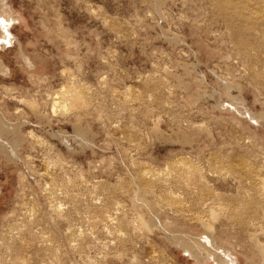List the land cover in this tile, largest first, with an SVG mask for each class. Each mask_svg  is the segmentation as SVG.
Returning a JSON list of instances; mask_svg holds the SVG:
<instances>
[{"label": "rangeland", "instance_id": "1", "mask_svg": "<svg viewBox=\"0 0 264 264\" xmlns=\"http://www.w3.org/2000/svg\"><path fill=\"white\" fill-rule=\"evenodd\" d=\"M231 2L245 14L244 22L228 19L236 18ZM8 5L22 19L12 27L19 42L0 51L11 72L0 74V89L6 88L0 90V109L7 112L0 134L8 142L14 135L25 141L16 155L0 145V264H216L194 260L182 245V239L197 241L205 234L230 251L221 250L219 263L227 258L257 264L256 249H264V120L262 128L250 126L225 103L237 99L239 110L264 118V0H8ZM19 43L28 55L47 61L51 79L30 78ZM71 76L80 84L82 107L49 113L50 96L71 83ZM31 95L38 104L43 97L51 100L40 105L53 116L37 118L19 103L20 96L32 101ZM15 107L25 113L20 116ZM31 130L44 144L30 140ZM180 159L197 173L187 176ZM247 171L255 172L251 179ZM51 203L62 210L53 211ZM105 207L117 219L106 229L99 222L104 218L96 219ZM176 238L182 239L175 243Z\"/></svg>", "mask_w": 264, "mask_h": 264}, {"label": "bare ground", "instance_id": "2", "mask_svg": "<svg viewBox=\"0 0 264 264\" xmlns=\"http://www.w3.org/2000/svg\"><path fill=\"white\" fill-rule=\"evenodd\" d=\"M181 1V0H180ZM2 2V1H1ZM149 2V1H148ZM183 2V1H182ZM186 5V4H185ZM1 6H2V8H1V13H0V51L2 50L3 51V49H5V48H8L9 46H11L12 44L14 45V43L15 42H19L18 40H17V38L15 37V35H13V33H12V30H13V25H15L16 23H18V22H20V20L22 19L21 18V16H19L18 14H15L13 11H12V8L8 5V0H3V2H2V4H1ZM230 7V13H231V15H234L235 14V16H236V18L234 17V16H231L230 18L228 17V19L232 22L233 21V19H235V20H237V19H239L241 22H244L245 20H244V15H243V13H242V11L240 10L239 11V9H241V8H237L236 6H235V4H234V2H231L230 3V5H229ZM163 7V6H162ZM161 7V8H162ZM164 8V7H163ZM150 11V10H149ZM162 12H164V13H166L165 11H162ZM149 13V12H148ZM168 13V12H167ZM166 13V14H167ZM240 13L242 14V17H240ZM152 14V13H151ZM147 15H149V14H147ZM170 16V15H169ZM165 17V16H164ZM246 17V16H245ZM155 18V17H154ZM170 18V17H169ZM188 20V19H187ZM172 21V20H171ZM184 21V20H183ZM159 22V21H158ZM190 22V21H189ZM229 22V21H228ZM230 22V23H231ZM173 23V22H172ZM193 23V22H192ZM229 23V24H230ZM246 23V22H245ZM189 24V23H188ZM59 27H61V26H59ZM151 27V26H150ZM191 27V26H190ZM193 27V26H192ZM194 27H195V24H194ZM61 29V28H60ZM58 30V29H57ZM178 31H179V29H178ZM177 31V32H178ZM56 32H58V31H56ZM63 32L65 33V31L63 30ZM167 32V31H166ZM59 33V32H58ZM66 34V33H65ZM164 34V33H163ZM203 35H204V33H202ZM64 35V34H63ZM166 35V34H165ZM66 36H68V35H66ZM60 37H61V35H60ZM169 37V36H168ZM64 38H67V37H63V39ZM59 39V38H58ZM69 39H71V37L69 38ZM123 39V38H122ZM60 40H62V39H60ZM155 40V39H154ZM158 40V39H157ZM64 41L66 42V40L64 39ZM64 42V43H65ZM173 42V41H172ZM19 45H20V50H19V55H20V57H21V59H22V61H23V67H25L26 68V70H27V72H28V74L30 75V78L31 79H37V80H39L40 82H47V80H49V78L51 77V76H49L48 74H47V61L45 60V59H43V58H40L39 56H33V55H28V53L25 51V49L22 47L21 48V44L19 43ZM181 45V44H180ZM77 46H78V44H77ZM75 47H76V45H75ZM75 49V48H74ZM78 51H79V49H78ZM165 51V50H164ZM178 54V53H177ZM72 56H70L69 58H71ZM173 61V60H172ZM202 64V63H201ZM193 65V64H192ZM196 65V64H195ZM217 65V64H216ZM80 68H81V66H80ZM218 68H219V66H218ZM227 69V68H226ZM25 70V69H24ZM168 70V69H167ZM63 71V70H62ZM225 71V70H224ZM223 71V72H224ZM227 71V70H226ZM234 71V70H233ZM232 71V72H233ZM66 72V71H65ZM64 71H63V73H65ZM80 72V71H79ZM81 72H82V70H81ZM221 72V71H220ZM62 73V72H61ZM70 73V72H69ZM0 74H2V76H4V77H7L8 75H11V72H10V70L8 69V67L3 63V61H2V59H1V57H0ZM235 74H236V72H235ZM64 75V74H63ZM229 75V74H228ZM66 76H67V74H66ZM73 76V75H72ZM71 76V77H72ZM118 76V75H117ZM172 76V75H171ZM177 76V75H176ZM230 76V75H229ZM67 78H70L69 76L67 77ZM84 78V77H83ZM104 78V77H103ZM174 78V77H173ZM51 79V78H50ZM76 78L74 77V79H73V77L71 78V83L69 82V84H66V86H64L65 84H63V86L61 85V87H60V89L57 91H55L54 93H53V95L52 96H50V98L53 100V102H51V104L49 103V105H51V107H50V112L49 113H53L54 115L56 114V116H57V114H58V112H60V113H62V115H63V113H69V110H70V112H71V110H72V112H75V108L74 107H76V106H78L77 104L79 103L80 105H82L83 103H81V95L83 94H81V91H79L78 89V85H80V84H78L77 83V80H75ZM118 79V78H117ZM116 79V80H117ZM151 79V78H150ZM179 79H181V78H179ZM233 79V78H232ZM33 80V81H34ZM37 80H35V81H37ZM99 80H100V78H99ZM115 80V79H114ZM148 80V79H147ZM152 80V79H151ZM163 80V79H162ZM200 80V79H199ZM198 80V81H199ZM242 80V79H241ZM34 81V82H35ZM38 81V82H39ZM70 81V80H69ZM139 81V80H138ZM145 81V80H144ZM164 81V80H163ZM178 81V80H177ZM31 82V81H30ZM79 82V81H78ZM151 82H153V81H151ZM157 82V81H156ZM180 82V81H179ZM196 82V81H195ZM227 82V81H226ZM229 82V81H228ZM67 83H68V81H67ZM162 83V82H161ZM231 83H233V82H231ZM47 84V83H46ZM83 84V83H82ZM153 84V83H152ZM163 84H164V82H163ZM183 84V83H182ZM187 84V83H186ZM43 85V84H42ZM67 85H69V86H67ZM101 85V84H100ZM99 85V86H100ZM154 85V84H153ZM155 85H156V83H155ZM232 85V84H231ZM239 85V84H238ZM3 86V85H2ZM37 86V85H36ZM102 86V85H101ZM147 86V85H146ZM145 86V87H146ZM161 86V85H160ZM227 86V85H226ZM234 86V85H233ZM44 87H46L45 85H44ZM50 87V86H49ZM85 87V86H84ZM152 87V86H151ZM157 87H158V85H157ZM164 87V86H163ZM182 87V86H181ZM186 87V86H185ZM239 87H240V85H239ZM242 87V86H241ZM2 88H4V89H6L4 86L2 87ZM1 88V89H2ZM38 88V87H37ZM48 88V87H47ZM105 88V87H104ZM103 88V89H104ZM147 88H148V86H147ZM154 88V87H153ZM190 88V87H189ZM0 89V90H1ZM12 90H10L9 89V93L11 94V92L13 93V88H11ZM50 89V88H49ZM115 89V88H114ZM144 89V88H143ZM158 89H160V88H158ZM158 89H157V91H158ZM171 89V88H170ZM176 89V88H175ZM184 89V88H183ZM227 89V88H226ZM240 89V88H239ZM55 90V89H54ZM82 90V89H81ZM127 90H128V88H127ZM126 90V91H127ZM155 91H156V88L154 89ZM163 90V89H162ZM167 90V89H166ZM229 90V89H228ZM241 90V89H240ZM27 91V90H26ZM29 91V90H28ZM47 91V90H46ZM224 91V90H223ZM6 93H7V91H5ZM16 92V91H15ZM51 92V91H50ZM52 92H53V90H52ZM84 92V91H83ZM108 92V91H107ZM113 92H116V91H113ZM200 92V91H199ZM9 93H8V95H9ZM24 93V92H23ZM47 93V92H46ZM146 93V92H145ZM150 93H152V92H150ZM45 94V93H44ZM49 94V93H48ZM81 94V95H80ZM108 94V93H107ZM128 94V93H127ZM148 94V93H147ZM157 94V93H156ZM206 94V93H205ZM228 94V93H227ZM47 95V94H46ZM94 95H96V94H94ZM98 95V94H97ZM22 96V95H21ZM21 96H20V101H19V103H21L22 105L23 104H25V105H27V107L29 108V109H31V111H33L34 112V114L37 116V118H40V119H42L41 118V116L43 117V118H45L44 120H46V115H51V114H49L48 113V111L46 110V112L48 113V114H46L45 115V113H44V110H43V107H42V105H40V103H42V101L45 99V97H43L42 99H41V102L38 104L34 99L35 98H33L32 97V95H31V97L33 98V100L31 101V98L29 99V100H21ZM25 96V95H24ZM49 95H47L46 97H48ZM153 96V95H152ZM151 96V97H152ZM209 96V95H208ZM11 97H13V96H11ZM19 97V96H18ZM88 97V96H87ZM100 97V96H99ZM113 97V96H112ZM3 98V97H2ZM10 98V97H9ZM17 98V97H16ZM15 97H14V99H16ZM23 98V97H22ZM25 98V97H24ZM29 98V97H28ZM40 98H41V96H40ZM49 98V97H48ZM90 98V97H89ZM102 98H103V96H102ZM153 98V97H152ZM208 98V97H207ZM232 98V97H231ZM5 99V98H4ZM14 99H13V101H14ZM25 99H27V95H26V98ZM83 99H86V97L84 98V96L82 97V100ZM236 99V98H235ZM234 99V100H235ZM8 100V99H7ZM11 101H12V99H10ZM17 100V99H16ZM46 100H48V101H46ZM46 100H44V101H46V102H50L49 101V99H46ZM88 100H90V99H88ZM154 100V99H153ZM152 100V101H153ZM203 100V99H202ZM232 100V99H231ZM237 100V99H236ZM235 100V101H236ZM101 101V100H100ZM106 101V100H105ZM119 101H121V100H119ZM123 101V100H122ZM121 101V102H122ZM228 101V100H227ZM235 101H234V103H231L230 102V104H226L225 103V105H226V107H228V106H231L230 107V109H231V111L234 113V114H238L239 116H241V117H243V118H245V117H247L250 121V126H252L251 125V123L252 124H255L256 126H262V121L264 120V118L261 116V114H260V116H258V115H255V114H252L250 111H248L247 109L244 111V110H242L241 109V107H240V110H239V108H237L236 106H237V104H235ZM238 101V100H237ZM260 101V100H259ZM15 102V101H14ZM18 102V101H17ZM89 102V101H88ZM161 102V101H160ZM197 102V101H196ZM221 102V101H220ZM90 103V102H89ZM102 103V102H101ZM120 103V102H119ZM149 103V102H148ZM229 103V102H228ZM241 103V102H240ZM48 104V103H47ZM86 104H87V102L84 104L85 105V107H87L86 106ZM220 104V103H219ZM218 104V105H219ZM8 105H9V103L7 102H3L2 103V107H3V109H5V110H7L6 109V107L8 108ZM24 105V106H25ZM48 105V106H49ZM78 106V107H82V106ZM162 105V104H161ZM221 105H222V103H221ZM43 106H44V103H43ZM135 106V105H134ZM223 107L221 108V109H223V108H225V106L224 105H222ZM47 107V106H46ZM84 106H83V108H85ZM95 107V106H94ZM148 107V106H147ZM146 107V108H147ZM243 107V106H242ZM1 108V107H0ZM27 108V109H28ZM72 108V109H71ZM73 108H74V111H73ZM99 108V107H98ZM16 107L14 108V111L17 113L18 112V109L20 110V108H18V109H16ZM77 109V108H76ZM10 110V109H9ZM100 110H101V108H100ZM218 110H219V108H218ZM15 112H14V114H12V115H15ZM21 112V110L18 112L19 114H20V116L23 114V110H22V114L20 113ZM29 112H30V110H29ZM101 112V111H100ZM122 112V111H121ZM134 112H135V110H134ZM222 112H224V111H222ZM6 111L4 112L3 110H1L0 109V118H4V116L6 115ZM10 113V112H9ZM8 113V114H9ZM25 113V112H24ZM67 113V114H68ZM18 114V115H19ZM53 114L51 115V116H53ZM67 114H64V116H67ZM70 114V113H69ZM17 115V114H16ZM16 116V117H19V116ZM32 115V114H31ZM34 115V116H35ZM88 115V114H87ZM233 115V114H232ZM263 115V114H262ZM23 116H25V117H27L26 116V114L25 115H23ZM33 116V117H34ZM24 117V118H25ZM50 117V116H49ZM36 118V120L38 121V119ZM100 118H101V116H100ZM236 118V117H235ZM27 119V118H26ZM50 119V118H49ZM49 119H48V121H49ZM248 119H247V121H248ZM102 120V119H101ZM237 120H239V118L237 119ZM41 121V120H40ZM43 121V120H42ZM41 121V122H42ZM95 121H97V120H95ZM2 122V121H1ZM19 122V121H18ZM20 122H23V120L22 121H20ZM159 122V121H158ZM239 122V121H238ZM3 124H6V122L4 121L3 122ZM19 124V123H18ZM22 124H30L29 123V121H24V123H22ZM22 124H21V126H22ZM239 124H242V123H239ZM8 125V124H7ZM40 125V124H39ZM236 125V124H235ZM6 126V125H5ZM15 126V125H14ZM198 126V125H197ZM22 127H24V126H22ZM79 127V126H78ZM84 127V126H83ZM81 128V127H80ZM249 128V127H248ZM253 129H255L254 127H252ZM262 128V127H261ZM11 129V131H12V135L13 134H16V129H14V128H10ZM18 129V128H17ZM20 130V129H19ZM78 130H80V129H78ZM81 130H82V128H81ZM80 130V131H81ZM247 130V129H246ZM250 130V129H249ZM3 131V130H2ZM10 131V132H11ZM84 131V130H83ZM83 131H81V132H83ZM199 131V130H198ZM205 131V130H204ZM208 131V130H207ZM20 132V131H19ZM18 132V133H19ZM29 133L28 134H26V135H28V137L30 138V140L31 139H33L34 141H38V139L37 138H39V142H43V144H44V140L43 141H41V139H40V137L39 136H37L35 133H34V131L33 130H31V131H28ZM203 133V132H202ZM4 134V133H3ZM66 134V133H65ZM68 134V133H67ZM76 134V133H75ZM78 134H80L79 132H78ZM10 135V134H9ZM21 135V134H20ZM81 135H82V133H81ZM84 135V134H83ZM210 136H211V134H209ZM255 135V134H254ZM256 135H258V134H256ZM4 136V135H3ZM18 136V135H17ZM168 136V135H167ZM207 136V135H206ZM7 137H9V136H7ZM7 137H6V139H7ZM27 137V136H26ZM80 137V136H79ZM78 137V138H79ZM196 137V136H195ZM23 138V137H22ZM189 138V137H188ZM260 138V137H259ZM24 139V138H23ZM26 139V138H25ZM37 139V140H36ZM27 140V139H26ZM29 140V139H28ZM250 140H252V139H250ZM25 140H20V139H18V138H16V135H14L13 136V138L11 139L10 138V142H8V141H6V140H4L3 139V137H2V135L0 134V145H1V147H3L2 149L4 150V151H8V152H10L12 155H16V152L18 151V146H20L23 142H24ZM46 141V140H45ZM163 141V140H162ZM30 142V141H29ZM47 142V141H46ZM131 142V141H130ZM190 141H188V143H189ZM254 142V141H253ZM32 143V142H31ZM131 143H133V142H131ZM261 143V142H260ZM33 144V143H32ZM36 144V143H35ZM38 144V143H37ZM42 144V143H41ZM5 145H8L9 147H8V149L6 148H4V146ZM40 145V144H39ZM50 145V144H49ZM204 149H206V148H204ZM202 150V149H201ZM260 151V150H259ZM264 152V151H263ZM258 154V153H257ZM261 154V153H260ZM1 155V154H0ZM5 155H6V153H5ZM262 156H263V154H262ZM7 157H8V155H7ZM30 158H31V156H29ZM29 157H26V158H29ZM263 158V157H262ZM25 159V158H24ZM182 159H184V160H186L187 158H182ZM182 159H180V162L178 161V163H182L181 162V160ZM263 160H264V158H263ZM15 162H16V160H14ZM25 161V160H24ZM27 161V160H26ZM24 162V163H26V166L28 165V161H30V159L27 161V162ZM183 161V160H182ZM186 161H188V160H186ZM32 162V161H31ZM261 162V161H260ZM177 163V164H178ZM186 163V162H185ZM185 163H182V164H185ZM31 164V163H30ZM29 164V165H30ZM133 164V163H132ZM187 164V163H186ZM251 164V163H250ZM180 165V164H179ZM179 165H177V167L176 168H178V167H180ZM261 166V170L262 169H264V165H263V163L262 164H260ZM186 168H187V170H188V166H189V164H187V165H184ZM182 167L181 166V169L182 168H185V167ZM252 166V165H251ZM254 166V165H253ZM263 166V167H262ZM29 168H30V166H28ZM28 167H27V169H28ZM255 167V166H254ZM33 167H31V169H32ZM247 168V167H246ZM251 168V167H250ZM189 169H191V172H195V174L197 173L196 172V170H194V168H193V170H192V168H191V166L189 167ZM33 170V169H32ZM183 170V169H182ZM186 169H185V172L187 171ZM250 170V169H249ZM251 170H252V168H251ZM253 170H254V168H253ZM255 170H257V169H255ZM261 170H257V171H259V172H261ZM29 171V170H28ZM184 171V170H183ZM190 170H188L186 173H187V176H189V173H190V176H191V172H189ZM257 171H256V173H257ZM18 172V171H17ZM22 173H23V171H21ZM34 172V171H33ZM189 172V173H188ZM194 172H193V174H194ZM251 173V171H247V174L248 173ZM20 173V172H19ZM24 173H25V171H24ZM24 173L23 174H21L22 175V177H24ZM30 173H32L31 171H30ZM253 173H255L254 171H253ZM253 173H251L250 175H249V179H251L250 178V176L253 174ZM63 174H65V173H63ZM145 174V173H144ZM180 174H182V173H180ZM185 173H183V175H184ZM192 174V176H195V175H193ZM260 174V173H259ZM259 174L257 173V174H254V178L255 177H257V176H255V175H258V177H259ZM20 175V176H21ZM27 175V174H26ZM25 175V176H26ZM262 175L264 176V170H263V172H262ZM28 176V175H27ZM66 176V175H65ZM143 176V175H142ZM199 176V175H198ZM263 176H261V179L260 178H258V179H260V181L262 180V179H264V177ZM67 177V176H66ZM143 177H145L144 179L146 180L147 178H146V176L144 175ZM142 177V178H143ZM179 177H181V176H179ZM252 177V176H251ZM26 178V177H25ZM24 178V179H25ZM29 178V177H28ZM28 178H26V179H28ZM69 178H71V177H69ZM79 178H81V177H79ZM184 178V177H183ZM188 177H186V179H187ZM189 178H191V177H189ZM193 178V177H192ZM246 178V177H245ZM19 179V178H18ZM180 179V178H179ZM182 179V178H181ZM247 179V178H246ZM249 179H247V182H248V180ZM23 179H21V186H22V182H25L24 180L22 181ZM70 180V179H69ZM81 181H82V179H80ZM188 180V179H187ZM186 180V181H187ZM142 181H144V180H142ZM181 181V180H180ZM245 181V180H244ZM253 181H255V180H253ZM20 182V181H19ZM188 182V181H187ZM198 182V181H197ZM250 182H251V180H250ZM263 184L262 185H264V180L263 181H261ZM85 183V182H84ZM87 183V182H86ZM189 183V182H188ZM24 184V183H23ZM184 184V183H183ZM241 184V183H240ZM244 184H245V182H244ZM247 184V183H246ZM255 184V183H254ZM80 185V184H79ZM188 185V184H187ZM249 185H250V183H249ZM252 185V184H251ZM261 185V186H262ZM20 186V187H21ZM182 186V185H181ZM189 187H190V185H188ZM242 186V185H241ZM188 187V188H189ZM243 187V186H242ZM245 187H248V186H245ZM251 186H249L248 188H250ZM264 187V186H263ZM75 188V187H74ZM184 188V187H183ZM244 188V187H243ZM71 189H73V188H71ZM85 189V188H84ZM185 189V188H184ZM256 189V188H255ZM263 189V188H262ZM261 189V190H262ZM82 190V189H81ZM141 190V189H140ZM146 190V189H145ZM189 191L191 190V189H188ZM264 190V189H263ZM91 191V190H90ZM248 191V190H247ZM72 192V191H71ZM86 192V191H85ZM95 192V191H94ZM185 192V191H184ZM248 192H250V190L248 191ZM264 192V191H263ZM193 193V192H192ZM256 193V192H255ZM67 194H69V193H67ZM194 194V193H193ZM263 194V193H262ZM53 195V194H52ZM94 195V194H93ZM191 195V194H190ZM196 195V194H195ZM198 195V194H197ZM256 195V194H255ZM261 195V194H260ZM91 196V195H90ZM96 196V195H95ZM102 196V195H101ZM257 196H259V194L257 195ZM261 196H264V195H261ZM54 197L55 196H53V197H51V199H54ZM100 197V196H99ZM175 197H177V196H175ZM191 197V196H190ZM72 198H74V197H72ZM101 198V197H100ZM103 198V197H102ZM113 199H115V198H113ZM193 199V198H192ZM55 200V199H54ZM53 200V201H54ZM100 200H102V199H100ZM99 200V201H100ZM108 200V199H107ZM188 200H190V199H188ZM99 201H98V203H99ZM138 201V200H137ZM55 202V201H54ZM101 202V201H100ZM115 202V201H114ZM189 202V201H188ZM95 203H96V201H95ZM95 203H92V204H95ZM192 203V202H191ZM51 204H54V205H51ZM50 204V206H51V208H53V211H60V210H62L61 209V207H62V205H58L59 203H57V204H55V203H51ZM100 204V203H99ZM102 204H104V203H102ZM107 204V203H106ZM112 204V203H111ZM114 204V203H113ZM168 204H169V202H168ZM118 205V204H117ZM120 205V204H119ZM118 205V207L120 208L121 206H119ZM259 205V204H258ZM96 206V205H95ZM101 206V205H100ZM99 206V207H100ZM116 206V205H115ZM207 206V205H206ZM80 207V206H79ZM104 207V206H103ZM110 207H112V206H110ZM81 208H83V207H81ZM91 208V207H90ZM94 208V207H93ZM92 208V209H93ZM106 208V207H105ZM104 208V209H105ZM75 209H77V208H75ZM91 209V210H92ZM101 210H102V207L100 208ZM104 209H103V211L102 212H105L104 211ZM107 209V211H106V213H103V215H102V217L100 216L101 214L100 213H102V212H99V214H97L96 215V217H95V214H96V210H97V208L95 209V214L93 213V214H91V215H93L96 219H98V216H99V218L101 219V220H103L102 218H104V220L101 222V221H99V220H96V222H100V223H106V224H104L103 226L105 227V229L106 228H111L113 225H115L116 223V221L115 220H117V219H115L114 217H113V214H108V207L106 208ZM86 210V209H85ZM89 210V212H91L90 211V209H88ZM111 210H112V208H111ZM153 210V209H152ZM92 211V212H93ZM114 211V210H113ZM112 211V212H113ZM88 212V213H89ZM147 212V211H146ZM109 213H111L110 211H109ZM213 213H214V211L213 212H211V214L213 215ZM81 215V214H80ZM83 215V214H82ZM90 215V214H89ZM85 216V215H84ZM83 216V217H84ZM82 217V216H81ZM90 218V217H89ZM157 218V217H156ZM200 218V217H199ZM32 219V218H31ZM31 219H29V220H31ZM88 219V218H87ZM141 219V218H140ZM33 220L34 219H32V221L31 222H33ZM93 220H95L94 218H93ZM151 220V219H150ZM89 221H90V219H89ZM142 221H144V220H142ZM152 222H154L153 220H151ZM165 221V220H164ZM164 221H162L163 223H164ZM30 222V223H31ZM137 222V221H136ZM161 222V221H160ZM166 222V221H165ZM29 223V222H28ZM168 223V222H167ZM98 224V223H97ZM140 224H143V223H141L140 222ZM147 224V223H146ZM153 224V223H152ZM205 224H207V223H205ZM204 224V225H205ZM251 224V223H250ZM109 225V226H108ZM138 225V224H137ZM144 225V224H143ZM158 225V224H157ZM165 225H167V224H165ZM210 224H208V226H209ZM207 226V227H208ZM210 226H212V225H210ZM209 226V227H210ZM91 227V226H90ZM93 227V226H92ZM101 227V226H100ZM143 227V226H142ZM144 227H145V225H144ZM155 227V226H154ZM206 227V228H207ZM99 229V228H98ZM104 229V228H103ZM104 229V230H105ZM150 230V227L149 228H146V230ZM212 229V227L210 228V230ZM112 230V229H111ZM148 230V231H149ZM97 231V230H96ZM108 230H106V232H107ZM153 230H151V232H152ZM91 233H92V231H90ZM82 233V232H81ZM94 233V232H93ZM98 233V232H97ZM117 234V233H116ZM118 235V234H117ZM89 236V235H88ZM106 236V235H105ZM96 237V236H95ZM119 237V236H118ZM191 237V236H190ZM174 238V237H173ZM252 238V237H251ZM94 239V238H93ZM105 239V238H104ZM112 239V238H111ZM171 239V238H170ZM181 239L182 238H176V240H175V243H178V242H180L181 241ZM193 239H194V237H193ZM199 239L200 240H192L191 238H187V239H182V241H184L183 243H182V245L184 244V250L185 251H189V255H190V257L191 258H193L194 260H198V261H205V259H213L214 261H216V264H222V261H220V263L218 262V260H217V257H218V255H220V253H221V250L222 251H225V250H227V251H229L228 250V247H225V246H221V245H218V244H216L217 242H216V239L214 238V237H212L211 235L209 236V235H207L206 236V234L205 235H203V236H200L199 237ZM96 240V239H95ZM119 240V239H118ZM110 241V240H109ZM127 241V240H126ZM171 241H173V239L171 240ZM253 241V240H252ZM258 241V240H257ZM107 242V241H106ZM123 242V241H122ZM125 242V241H124ZM116 243V242H115ZM257 243V242H256ZM120 244V243H119ZM126 244V243H125ZM216 244V245H215ZM258 244V243H257ZM260 244H262V246H263V243H260ZM122 245H123V243H122ZM175 245V244H174ZM180 245V244H179ZM182 245H181V247H182ZM116 246V245H115ZM255 246V245H254ZM125 247V246H124ZM259 247H260V245H259ZM253 249V248H252ZM258 249H261V247L260 248H258ZM255 251V250H254ZM256 251L258 252V254H260L261 255V259H260V261L257 263V264H264V249H261V250H257L256 249ZM230 252V251H229ZM232 253V252H231ZM204 255H206V257L204 256ZM260 255H259V257H260ZM217 256V257H216ZM222 256V255H221ZM21 257V256H20ZM202 257V258H201ZM17 258V257H16ZM219 258H221L222 260H223V257H219ZM24 259V258H23ZM22 259V260H23ZM19 260V259H18ZM224 261V264H235V262L233 261V260H230V259H224L223 260ZM254 264V263H253Z\"/></svg>", "mask_w": 264, "mask_h": 264}]
</instances>
